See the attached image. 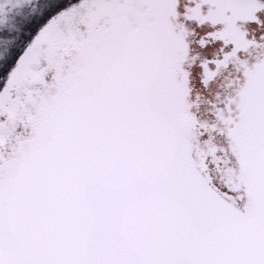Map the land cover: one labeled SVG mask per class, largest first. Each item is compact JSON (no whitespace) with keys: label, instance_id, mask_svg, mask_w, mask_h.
Here are the masks:
<instances>
[{"label":"snow or ice","instance_id":"snow-or-ice-1","mask_svg":"<svg viewBox=\"0 0 264 264\" xmlns=\"http://www.w3.org/2000/svg\"><path fill=\"white\" fill-rule=\"evenodd\" d=\"M0 0V264H264V0Z\"/></svg>","mask_w":264,"mask_h":264},{"label":"rangeland","instance_id":"rangeland-1","mask_svg":"<svg viewBox=\"0 0 264 264\" xmlns=\"http://www.w3.org/2000/svg\"><path fill=\"white\" fill-rule=\"evenodd\" d=\"M14 3L16 4H30V8L28 9L29 12H39L43 7L44 4L42 0H14ZM14 37H13V43H14ZM6 42V43H5ZM5 46L3 47V56H7L9 54V50L11 48V38L7 40H0V45L4 44ZM2 58V54L0 55Z\"/></svg>","mask_w":264,"mask_h":264},{"label":"trees","instance_id":"trees-1","mask_svg":"<svg viewBox=\"0 0 264 264\" xmlns=\"http://www.w3.org/2000/svg\"><path fill=\"white\" fill-rule=\"evenodd\" d=\"M5 43L0 45V55L2 54V58H4V56H3V47L5 46ZM12 45H13V38H11V46ZM2 58L0 57V59H2Z\"/></svg>","mask_w":264,"mask_h":264}]
</instances>
